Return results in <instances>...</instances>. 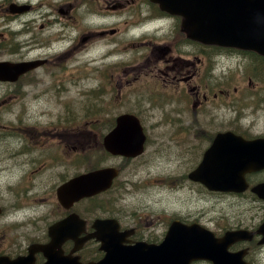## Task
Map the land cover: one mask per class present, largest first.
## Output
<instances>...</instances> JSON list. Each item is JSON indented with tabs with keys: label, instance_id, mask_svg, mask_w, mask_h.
Returning a JSON list of instances; mask_svg holds the SVG:
<instances>
[{
	"label": "flooded vegetation",
	"instance_id": "flooded-vegetation-1",
	"mask_svg": "<svg viewBox=\"0 0 264 264\" xmlns=\"http://www.w3.org/2000/svg\"><path fill=\"white\" fill-rule=\"evenodd\" d=\"M167 6L164 9L154 0H0V144L25 141L19 150L9 151L12 147L8 146L4 150L7 165L3 173L19 169L21 174L8 180L0 175V264H45L47 252L60 254L53 257V264H60L61 258L73 252L81 261L101 260L105 255L103 242L89 236L125 233L128 245L160 243L174 221L200 223L217 239L241 231V237L224 248L227 264L233 263L232 257L240 264H264V192L253 190L264 184V126L256 120L264 114V55L190 37L184 29V15ZM98 45L112 64H94L91 70L98 73L89 75L93 76L89 83L83 73L87 68L73 65L93 60L92 51ZM122 89L126 92L121 93ZM143 89L155 95L150 103L166 111L164 123L170 127L178 123L181 131L192 134L200 120L198 114L209 116V132L203 130L206 146L193 163L183 173L164 174L155 184L186 193V200L210 203L218 215L203 220L196 213L160 208L142 214L153 217L143 232L140 224L127 225L125 216L116 209L100 206L107 194L124 184L120 180L124 164L109 163L108 159L127 163L144 156L152 147V130L135 108L125 109L107 122L92 105L88 109L72 106L69 93L101 96L104 108L108 96L112 104L125 95L123 104L138 108ZM30 90L38 104L54 102L59 108L39 113L45 116V123L40 124L38 133L3 116V111ZM226 109L230 113L225 115ZM220 112L223 115L218 116ZM127 113L139 117L147 135L145 150L136 157L113 153L105 144L106 136L118 125V117ZM230 137L259 145L255 150H240V169L247 185L238 192L211 189L199 175H193L215 141L219 140L217 149L239 144L228 141ZM88 154H99L103 161L88 167ZM59 162L63 171L42 175ZM70 164L77 167L71 174L66 169ZM27 165L33 169L28 170ZM103 168L119 170L109 189L74 201L62 200L60 188L64 184ZM233 176L225 175L221 181L227 184L221 186H244L227 179ZM229 197H233V208L241 211L230 214L219 206ZM92 206L98 208L91 211ZM149 206L147 203L143 208ZM116 224L118 229L114 230ZM31 226L32 236L26 231ZM17 230L26 237L19 239ZM222 257L218 253L211 260L195 259L190 264H216Z\"/></svg>",
	"mask_w": 264,
	"mask_h": 264
},
{
	"label": "water",
	"instance_id": "water-1",
	"mask_svg": "<svg viewBox=\"0 0 264 264\" xmlns=\"http://www.w3.org/2000/svg\"><path fill=\"white\" fill-rule=\"evenodd\" d=\"M156 1V0H155ZM166 7L178 0H158ZM185 2V0H182ZM255 0H197L198 12H187L190 18L185 20L191 35L204 41H219L221 44H231L255 48L264 53V1ZM260 5L253 8V5ZM187 17V18H188ZM191 19L197 21L198 27L192 30ZM146 136L138 117L134 114H122L118 117L117 127L105 138L106 147L113 153L137 156L144 151ZM228 141H236V146L224 145L217 149L219 140L205 153L204 159L193 175L214 190H242L243 187L221 186L227 182L222 178L233 173L227 179L244 182V172L240 169L242 162L240 150H255L259 145L230 137ZM119 173L115 168H103L91 171L66 184L61 190L63 194L73 197L92 195L111 186L114 177ZM243 175V177H242ZM209 187V188H210ZM257 193L264 192V184L253 189ZM62 200H64L62 198ZM118 229L116 224L113 228ZM232 233L226 238L231 239ZM125 233H120L117 240L106 246L107 254L99 262L82 263L77 257L72 264H190L196 258H211L212 255L226 254L225 239H217L211 231L202 225L184 224L175 221L161 244L138 242L135 245H124ZM227 259H216V264H227ZM232 264H240L233 260Z\"/></svg>",
	"mask_w": 264,
	"mask_h": 264
},
{
	"label": "rangeland",
	"instance_id": "rangeland-1",
	"mask_svg": "<svg viewBox=\"0 0 264 264\" xmlns=\"http://www.w3.org/2000/svg\"><path fill=\"white\" fill-rule=\"evenodd\" d=\"M137 48L142 49V47ZM94 49L95 50L92 51L93 60L84 59L80 64L73 65V68L77 66L87 68L83 73L87 74L88 78L84 77V80H88L89 83L92 82L93 77L89 75H95L98 73L97 71L91 70L94 64L100 65L104 62L112 64L108 57L102 55L104 54V51L101 45L96 46ZM138 64L139 61L136 62V65ZM108 74H110V72H108ZM123 92H126V89H122L121 93ZM51 95L56 96L55 94ZM69 95L72 96V106L75 108L84 106L85 109H88V107L92 105L97 108L100 117L104 118V120H108L107 122H110L112 117L119 115L121 111L128 108H135L142 115L148 130H152V147H148L144 156L127 163L125 160H119L113 157L108 159L109 163L119 162L124 164V170L120 178L124 184L116 186L115 193L107 194V198L101 201L102 204L100 206H108L116 209L118 211L117 214L125 216V222L127 225L140 224L143 232H145L144 228H146V224L151 222L153 217L149 216L146 218L142 214L144 212L148 214L153 211L156 212L160 208L168 212H180L183 214L185 212L196 213L203 220L210 219L211 215L216 216L219 214L217 211L211 210L210 203L197 200H186V193L174 191L170 187L162 188L155 184V181L159 178H163L164 174L174 175L177 172L183 173L193 163L197 154L204 149L206 146L205 140L207 134L204 133L203 130L209 132L207 124L209 121L208 115H203L201 113L198 114L200 120L197 121V129L192 134H188L186 131L180 130L181 125L178 123L174 127H170L164 123L166 111L150 103L155 95L145 89H143L142 99L138 108H136V106L132 107L130 104L124 105L123 103L126 101L125 95H123L118 101L114 99L112 102L113 107L111 106V102H109L108 96L105 101L107 103V107L105 108L101 105L103 99L101 96L95 98L77 91H72ZM57 109L59 108L56 107L54 102L38 104L34 100L33 90H30L26 91L15 104L3 111V116L6 120L14 121L18 127L38 133L40 131V124L45 123V116L40 115L39 113L42 110L54 112L57 111ZM25 110H28L27 115L24 113ZM187 111L191 112V116H193L192 108L188 107ZM262 111H264L263 107L261 109V112ZM224 112L226 115V113H230V110L226 109ZM221 115L223 114L220 112L218 116ZM256 120L264 126V114L260 118H256ZM40 140L44 141L43 138ZM22 144H25V141L0 144V175L2 179L8 180L13 176L21 174L19 169H14L12 172L7 173H3V170L7 165L4 152L6 146L12 147V150L9 151H14L19 150ZM98 155L99 154H88L86 165L90 167L97 161H103ZM38 159L39 157L36 158V160ZM62 165L63 163H56L48 168L47 171L43 172L42 175H52V173L54 174L57 171H63L65 168L61 167ZM26 167L28 170L33 169L32 165H27ZM84 167L85 166H82V168ZM66 169L68 170V173L71 174L75 172L77 167L70 164ZM168 181L170 184H174L169 177ZM110 196H114L115 198ZM147 203H150V206L144 209L143 205ZM219 206L224 207V211L230 214H232L234 210V213L241 211L239 210V207H235V209L233 208V197L226 198L225 203L219 204ZM95 207L98 208V206ZM109 211L111 212V209ZM122 211L126 212V215H124ZM33 228L34 226H31L26 230L29 233L28 235H34ZM17 235L19 239L26 237L21 236L19 230H17Z\"/></svg>",
	"mask_w": 264,
	"mask_h": 264
},
{
	"label": "bare ground",
	"instance_id": "bare-ground-1",
	"mask_svg": "<svg viewBox=\"0 0 264 264\" xmlns=\"http://www.w3.org/2000/svg\"><path fill=\"white\" fill-rule=\"evenodd\" d=\"M224 138H225V137H224ZM96 209H97V208H96L95 206H92V207H91V211H94V210H96ZM70 224H72V223H69V225H70ZM72 226H73V225H71V227H72ZM56 261H57V260H56Z\"/></svg>",
	"mask_w": 264,
	"mask_h": 264
}]
</instances>
